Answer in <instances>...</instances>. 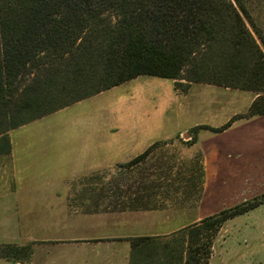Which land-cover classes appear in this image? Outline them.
<instances>
[{
  "label": "trees",
  "instance_id": "trees-1",
  "mask_svg": "<svg viewBox=\"0 0 264 264\" xmlns=\"http://www.w3.org/2000/svg\"><path fill=\"white\" fill-rule=\"evenodd\" d=\"M253 1L0 0V155L11 152V130L140 75L184 79L177 84L183 92L203 83L260 94L224 125L193 128L192 144L200 129L221 132L264 115V32ZM153 146L124 167L145 161ZM200 167L196 190L182 192V200H202ZM173 168L161 167L151 185L127 195V206L147 205L149 190L180 189L173 184L178 176L167 174ZM263 202L264 194L170 235L128 238L130 264H210L223 223ZM32 253L30 245H0L1 258L19 261Z\"/></svg>",
  "mask_w": 264,
  "mask_h": 264
},
{
  "label": "rangeland",
  "instance_id": "rangeland-1",
  "mask_svg": "<svg viewBox=\"0 0 264 264\" xmlns=\"http://www.w3.org/2000/svg\"><path fill=\"white\" fill-rule=\"evenodd\" d=\"M251 8L264 32V2L254 0ZM178 82L186 83V80L140 75L81 100L71 105L69 110L48 116L42 121L49 131L57 118H69V125L72 124L75 130H78V127L84 128L79 134L81 139L93 140L100 132L99 136H102L104 141L119 146L131 142L129 139L131 132L137 133V137L135 135L131 137L134 139L129 150L131 153L134 151L138 153L149 141H155L149 157L133 168H126L123 165L130 159L89 176L84 182V189L80 191L81 195L75 198L79 201L78 204H81L79 206L81 210L134 212L179 207L185 209L187 222L191 221L196 217L201 201L194 203L190 200H182L184 195L182 192L194 193L196 190V183L201 174L200 166H204L200 148L203 149L204 155L207 154L210 160L212 159L210 180L217 179L216 186L211 182L207 191L208 212L203 218L262 196L247 200L248 192L256 187L254 180L264 176V142L250 149L246 146L237 147V144H227L231 136H220L223 131L200 129L197 134L198 144L195 146L191 143L193 128L202 125L211 127L224 125L233 116L246 113L254 98L260 94L203 83H194L187 92H183L177 89ZM184 86L185 84L181 87ZM85 130L86 132L83 133ZM92 131L94 134H88ZM181 131L185 132L172 138L158 140L164 133ZM215 143L219 144L217 158L209 154L211 144ZM121 156L125 157L124 154ZM166 166L174 167L172 172L167 174L175 175L176 178L178 176L173 184L175 188L180 189L175 190L166 186L149 190L147 205L139 210H132L127 206V195L136 194L143 184L146 187L151 185L152 180L162 174L159 169ZM236 168L238 170L234 172ZM217 170L219 175L216 178ZM232 175L236 177L232 179ZM180 185L185 188H181ZM145 206L147 207L144 208ZM263 210L241 215L223 223L214 238L210 264H264V228L257 224L255 218ZM28 245L32 246L34 251V244ZM31 256L21 260L20 263L26 264Z\"/></svg>",
  "mask_w": 264,
  "mask_h": 264
},
{
  "label": "crops",
  "instance_id": "crops-1",
  "mask_svg": "<svg viewBox=\"0 0 264 264\" xmlns=\"http://www.w3.org/2000/svg\"><path fill=\"white\" fill-rule=\"evenodd\" d=\"M70 106L10 131L11 152L0 155V245L33 243V255L26 264H130L128 238L167 235L200 221L207 214V191L211 182L216 186L217 179L210 180L212 159L204 155L202 148L204 195L191 221L187 222L185 209L179 207L134 212L81 210L75 198L81 195L89 176L129 161L155 141H149L142 151L131 153L134 143L131 137H137V133L131 132V142L124 146L104 141L100 132L93 140H84L79 135L84 128L75 130L69 125V118H57L48 131L42 121L69 110ZM183 132L164 133L158 140ZM226 135L231 136L227 144L237 147L250 149L263 144L264 115L235 121L220 134ZM197 144L198 139L194 145ZM209 154L217 158L219 144H211ZM218 173L219 170L216 178ZM235 177L232 175V179ZM254 181L256 187L248 192L247 200L264 194V176ZM260 209H264V202L246 214ZM255 218L264 228V210ZM20 262L0 257V264Z\"/></svg>",
  "mask_w": 264,
  "mask_h": 264
},
{
  "label": "built area",
  "instance_id": "built-area-1",
  "mask_svg": "<svg viewBox=\"0 0 264 264\" xmlns=\"http://www.w3.org/2000/svg\"><path fill=\"white\" fill-rule=\"evenodd\" d=\"M16 264H22V263H16Z\"/></svg>",
  "mask_w": 264,
  "mask_h": 264
}]
</instances>
